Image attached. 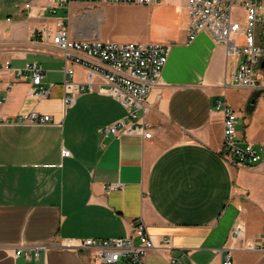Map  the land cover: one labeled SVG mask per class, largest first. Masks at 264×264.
Listing matches in <instances>:
<instances>
[{"label": "crops", "instance_id": "1", "mask_svg": "<svg viewBox=\"0 0 264 264\" xmlns=\"http://www.w3.org/2000/svg\"><path fill=\"white\" fill-rule=\"evenodd\" d=\"M53 2L0 0V115L8 121L0 123V264H96L86 252L64 245L131 237L135 221L155 240L170 237L172 243L163 254L150 253L145 264H175L171 258L221 264L227 249L234 264H264V61L260 89L235 83L238 61L224 44L208 33L188 44L187 0L58 9L57 18L78 40L170 46L162 81L148 98L154 137L106 135L104 129L124 119L126 109L97 92L65 106L66 63L33 38L53 22L44 10ZM33 62L45 71L47 99L31 94L29 74L16 75ZM73 68L75 81L85 83V66ZM96 81L103 79L97 75ZM219 101L236 112L237 141L255 147L259 164L234 167L222 156L224 116L214 111ZM31 112L52 122L17 123ZM113 184L120 188L107 192ZM238 225L245 229L243 240L232 238ZM21 242L50 249L39 261L14 260Z\"/></svg>", "mask_w": 264, "mask_h": 264}, {"label": "built area", "instance_id": "2", "mask_svg": "<svg viewBox=\"0 0 264 264\" xmlns=\"http://www.w3.org/2000/svg\"><path fill=\"white\" fill-rule=\"evenodd\" d=\"M164 0H54L48 11L53 22L36 29L33 38L40 40L50 48L48 52L61 56L65 63L63 102L65 106L74 105L78 96L85 92H97L112 95L127 111V116L104 129L106 135L154 137V130L147 122L149 113L148 98L151 91L162 81V73L168 63L170 46L158 43H108L100 40H78L71 36L70 28L64 19L57 18L58 9L70 11L75 3L139 5L152 6ZM240 2L245 12L242 21H236L233 8ZM26 10L31 4L25 5ZM186 10L189 16L188 44H192L202 33L212 35L217 43L227 47V53L238 63L233 81L242 87L258 89V71H262L264 46L258 42V27L264 20V3L260 0H187ZM74 65L87 69V80L78 83L74 79ZM9 69L10 63H6ZM29 74L31 94L39 99H47L50 89L42 86L45 71L33 62L24 69H17L16 75ZM100 75L102 82H97ZM260 89V88H259ZM264 101V87L261 88ZM3 101L0 100V105ZM215 112L224 116L223 147L221 154L234 167H253L260 163L261 155L252 144L241 145L237 141V114L226 102L219 101ZM0 115V123H7ZM52 122L48 115L35 112L22 114L18 124L46 125ZM161 127L157 128L160 131ZM119 185H109L106 191L118 190ZM245 229L238 225L232 234L234 240H243ZM264 239V236H263ZM65 248L79 253L86 252L96 264H145L146 257L152 252L165 253L172 249L170 237L158 241L148 232L141 221L133 223V235L127 238L85 239L69 241ZM50 249L46 244H27L21 242L12 252V258L24 257L27 261H39L40 253ZM247 249L256 250V246L247 243ZM175 264L179 259L171 258ZM221 264H234L233 252L227 249Z\"/></svg>", "mask_w": 264, "mask_h": 264}, {"label": "rangeland", "instance_id": "3", "mask_svg": "<svg viewBox=\"0 0 264 264\" xmlns=\"http://www.w3.org/2000/svg\"><path fill=\"white\" fill-rule=\"evenodd\" d=\"M264 3V0H261ZM233 16L236 21H242L245 16V12L242 8V5L240 2H237L233 8ZM262 33H264V20L260 23L258 27V41L260 43L264 42L262 41ZM260 34V36H259ZM119 264H127L125 261L120 262Z\"/></svg>", "mask_w": 264, "mask_h": 264}, {"label": "trees", "instance_id": "4", "mask_svg": "<svg viewBox=\"0 0 264 264\" xmlns=\"http://www.w3.org/2000/svg\"><path fill=\"white\" fill-rule=\"evenodd\" d=\"M262 41H264V33H262ZM264 46V42L261 43Z\"/></svg>", "mask_w": 264, "mask_h": 264}, {"label": "water", "instance_id": "5", "mask_svg": "<svg viewBox=\"0 0 264 264\" xmlns=\"http://www.w3.org/2000/svg\"><path fill=\"white\" fill-rule=\"evenodd\" d=\"M263 66H264V63H263Z\"/></svg>", "mask_w": 264, "mask_h": 264}]
</instances>
